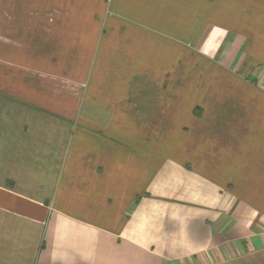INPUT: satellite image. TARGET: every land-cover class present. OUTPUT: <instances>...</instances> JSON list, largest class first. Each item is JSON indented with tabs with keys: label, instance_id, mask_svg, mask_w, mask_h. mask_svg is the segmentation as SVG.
<instances>
[{
	"label": "crops",
	"instance_id": "obj_1",
	"mask_svg": "<svg viewBox=\"0 0 264 264\" xmlns=\"http://www.w3.org/2000/svg\"><path fill=\"white\" fill-rule=\"evenodd\" d=\"M128 1L0 0V264H264V0Z\"/></svg>",
	"mask_w": 264,
	"mask_h": 264
},
{
	"label": "rangeland",
	"instance_id": "obj_2",
	"mask_svg": "<svg viewBox=\"0 0 264 264\" xmlns=\"http://www.w3.org/2000/svg\"><path fill=\"white\" fill-rule=\"evenodd\" d=\"M49 6L53 11L60 8L64 12L56 15L57 21H55V25L66 23L69 24V27H72L71 24L74 19L76 17L80 18L77 30H73V35L77 39L76 43L80 44V46L94 48V50L100 40L124 38L123 30L117 31L114 38L112 32L114 25L117 27L127 26L128 24L146 25L140 9L130 6L128 0H52ZM106 14H110V17L106 26H103V18ZM34 16L38 17L39 15L36 14ZM215 41L216 45H218L219 41H221L220 37H217ZM224 43L225 39L220 42V46L224 45ZM101 56L102 52L99 53V58ZM52 66V72L55 74L65 71L61 65L57 69L54 68V65ZM99 66L97 64L96 68L98 69ZM74 68L75 66L69 63L67 71H71ZM78 70H81V67Z\"/></svg>",
	"mask_w": 264,
	"mask_h": 264
}]
</instances>
